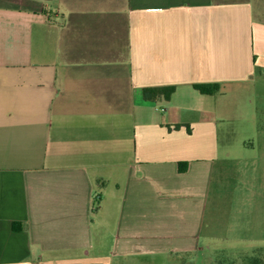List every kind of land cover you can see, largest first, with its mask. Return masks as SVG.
Masks as SVG:
<instances>
[{"label":"crops","instance_id":"obj_1","mask_svg":"<svg viewBox=\"0 0 264 264\" xmlns=\"http://www.w3.org/2000/svg\"><path fill=\"white\" fill-rule=\"evenodd\" d=\"M262 80L264 0H0V264L197 253Z\"/></svg>","mask_w":264,"mask_h":264},{"label":"rangeland","instance_id":"obj_2","mask_svg":"<svg viewBox=\"0 0 264 264\" xmlns=\"http://www.w3.org/2000/svg\"><path fill=\"white\" fill-rule=\"evenodd\" d=\"M222 102H229L235 110L228 125L231 142L226 144L231 154L227 160L230 178L213 192L199 251L190 256L174 255L169 264L264 260V80L256 92L227 93ZM248 144L253 148H244Z\"/></svg>","mask_w":264,"mask_h":264},{"label":"trees","instance_id":"obj_3","mask_svg":"<svg viewBox=\"0 0 264 264\" xmlns=\"http://www.w3.org/2000/svg\"><path fill=\"white\" fill-rule=\"evenodd\" d=\"M195 90L202 94H209L216 90L215 86H195ZM175 92L174 86H162L155 88H146L142 90V97L145 101L169 100ZM251 264H264L262 259H254Z\"/></svg>","mask_w":264,"mask_h":264}]
</instances>
